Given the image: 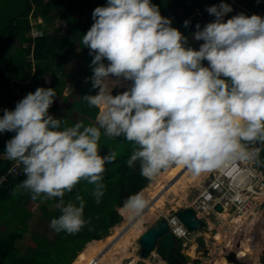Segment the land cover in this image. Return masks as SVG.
<instances>
[{"label":"clouds","instance_id":"9594fccd","mask_svg":"<svg viewBox=\"0 0 264 264\" xmlns=\"http://www.w3.org/2000/svg\"><path fill=\"white\" fill-rule=\"evenodd\" d=\"M234 4L241 6L231 0L206 9L215 20L203 28L196 24L192 39L203 41L199 50L152 0H107L96 7L81 41L94 56L88 79L98 92L82 99L97 109L95 124L68 126L50 115L57 97L51 87L28 93L14 110L3 109L0 133H15L3 155L22 165L25 177L10 194L58 198L61 215L49 227L80 232L91 223L85 219V201L79 194L68 202L64 197L82 181L93 186L97 204L105 195L106 166L118 154H101L102 130L108 138L132 144L126 164L138 165L149 181L173 166L197 177L237 161L264 166V16L239 13L225 21ZM190 23L186 20L184 27ZM123 82L131 84L113 95ZM148 206L140 192L123 208L140 215Z\"/></svg>","mask_w":264,"mask_h":264},{"label":"trees","instance_id":"16d2710c","mask_svg":"<svg viewBox=\"0 0 264 264\" xmlns=\"http://www.w3.org/2000/svg\"><path fill=\"white\" fill-rule=\"evenodd\" d=\"M237 1L241 6H250L253 0ZM221 2L230 4L231 0H152L153 4L159 6L163 16L172 19V26L189 37L188 45L196 50H199L203 43L192 39L196 24L199 23L203 28L207 23L213 22L215 17L206 9ZM106 5L107 0H83V3L77 6L79 11H76L72 0H0V112L3 109L14 110L18 101L27 93L35 92L37 88L51 87L56 89L57 97L49 109L50 115L57 118L52 111L64 110L73 125L76 122H83L86 126L95 124L97 109L89 108L87 102L82 99L85 95H95L98 92V89L92 88L91 80L88 79L93 75L90 64L94 56L89 54L90 49L81 41L94 23V9ZM199 8L203 11L202 14L198 12ZM58 18L63 20L71 33L65 35L61 27H56L44 30L41 35H31L34 23L46 29ZM186 20L191 22L187 28L184 27ZM18 40L22 43L15 46ZM105 63L108 62L105 60ZM203 64L208 66L207 61ZM125 90L127 88L118 93ZM59 101L62 105H59ZM14 135V132L0 133V136L5 137L0 142L1 153L5 152L7 141ZM99 144L102 155L107 154L109 150L118 154L117 160L106 166L103 180L106 190L101 202H95L91 195L93 186L83 181L72 193H68V197H64L65 202H68L73 200L75 195H81L85 201V219L90 218L91 223L86 224L80 232L71 234L72 239L68 242L61 241L55 248H49L44 242L45 247H42L44 239L35 238L42 236L30 231L32 211L23 210L19 212L23 223L25 222L23 227L15 231L9 229L0 239V264H71L88 243L103 239L109 235L111 228L122 221L123 216L119 208L123 207L130 196L142 192L152 180L149 181L140 174L138 165L134 169L127 166L126 161L131 154L132 144L124 141L123 137L108 138L102 130ZM260 158L264 160V149L261 150ZM12 163L13 161L0 157V177ZM24 178L10 176L0 186V200L11 197L13 185L20 183ZM53 201L55 204L59 202L58 198ZM48 207L43 204L39 212H49V215H53L49 216L51 220L61 215L58 208L52 211ZM21 241L26 244L23 249L18 245ZM71 246L75 247L71 257L62 260L59 254ZM181 251L182 243L178 242L175 263L187 264L188 258ZM159 253L167 259L163 247L159 249Z\"/></svg>","mask_w":264,"mask_h":264},{"label":"built area","instance_id":"2783aa9c","mask_svg":"<svg viewBox=\"0 0 264 264\" xmlns=\"http://www.w3.org/2000/svg\"><path fill=\"white\" fill-rule=\"evenodd\" d=\"M33 35H36L35 30ZM10 176L24 177L23 166L13 161L7 172L0 177V186ZM198 185L200 187L198 186L199 188L191 193V199L185 206L174 209L169 215L160 216V219H167L174 235L183 240L182 245L191 231L177 213L187 208L195 210L199 218L206 222L207 229L212 228L210 221L212 217L221 216L225 211L230 214L229 216H237L242 221L255 220L256 217H260V214H264V167L254 162L237 161L226 168L206 173ZM153 200L154 198L150 199L149 204L153 203ZM219 205L222 211L217 210ZM226 250L229 249H225L224 252ZM240 259L243 261L242 258Z\"/></svg>","mask_w":264,"mask_h":264},{"label":"rangeland","instance_id":"374dc122","mask_svg":"<svg viewBox=\"0 0 264 264\" xmlns=\"http://www.w3.org/2000/svg\"><path fill=\"white\" fill-rule=\"evenodd\" d=\"M72 3L74 4V7L77 8L76 11H79L77 6L82 4L83 0H72ZM232 8H233V11L228 13L225 16V21L227 19H230L231 17L239 14V13H244V14L249 15V16H251L253 14L264 16V0H259V2H257V0H253L252 4L250 6L248 5V6H239L238 7L236 4H234L232 6ZM198 12H200V9H198ZM200 13L202 14L203 11L201 10ZM60 20H62V19L61 18L56 19L55 23L52 22L50 24V26H47L46 29L40 28L35 23V24H33L35 27L31 30L30 33H31V35H33L34 30H35L37 35H41V33H43L44 30L53 29L55 26H61V28H63V22L60 21ZM21 43H22L21 40H18L15 43V46H19V45H21ZM47 79H49V76H47ZM121 89H124V88H117L116 91L114 92V90H115V88H114L113 95H114V93L117 94ZM59 105H62L60 103V101H59ZM3 114H4L3 111L0 112L1 116H3ZM65 114H66L65 111L64 112H60L59 113V117L60 116L63 117V116H65ZM76 114H77V112H76ZM59 117H57V118H59ZM65 118H67V116ZM0 139L4 140L5 137L4 136H0ZM1 140H0V142H1ZM203 175L204 174H202L201 177H203ZM152 181H153V179H152ZM152 181L149 183V185L152 183ZM148 186L146 188H148ZM198 186L200 187V185H196V186H190L189 188L186 189L187 192H185V193H187V197H186V202L187 203L191 199V196H190L191 193L194 190H197L199 188ZM68 196H69V194L65 195V197H68ZM149 199H152V198H149ZM168 200H171V197H168ZM172 205L174 206V203L173 204H168V209H167L168 212L165 213V214L169 215L171 212L174 211V209L180 208V207L174 208ZM122 209H123V207L119 208V212L123 216L122 221L120 223L116 224L113 228L110 229L109 235H107L106 238H109L110 236H112L116 232H118L116 235H120V236L125 235L127 233V231L125 229L127 227H131L129 224L124 223L126 221V219L124 217V212L122 211ZM145 211H146V209L144 210V212ZM144 212L142 214H144ZM142 214H140V215H142ZM162 214H163V212H161L160 214L156 213L154 216H151L150 218H147V220L145 218L146 221L144 222V227H146V229H147L150 226H152L153 224H155L160 219V216ZM50 215H52V214H50ZM229 215L230 214L227 211H225V213L221 214V216L219 215L216 218L212 217V219L210 220L212 222V228L211 229L208 228L205 231H196V232H191L189 234L188 239H186V241L184 242V245H182V251H181L182 254L188 258L187 259V261H188L187 264H219L218 262H216V260H217V258H219L218 261H220V256H224L227 259V256L225 255L226 252H224V251H225L226 244L228 242L220 243L215 238V235L221 230H223L225 232L231 231V235H233L232 234L233 233V228L230 227L229 225H227V223H225V219H224V221H222L221 218H220V217L229 216ZM236 226L237 225H235V227ZM238 227H239L240 230H243V229L246 228L245 225H240V224H238ZM48 229H49L48 230L49 232L47 230H45L44 228L41 229L40 227H37V226H35L33 228V225H32V227L30 229V231L31 232L33 231L35 235L42 236V237H35V238H39V239H44L43 243L41 244V245H43L42 247H45V243H46L47 245H49L48 246L49 248L50 247L51 248H55L57 246V244L60 243L61 241L62 242H68V241H70L72 239V235H70V234H67L65 232L57 233L51 228H48ZM247 230L248 229H246L244 231H239L238 233L234 234V236L237 235L236 237H238V236L240 237L241 234L248 233ZM236 231H237V229H236ZM27 234L29 236V233H27ZM26 237H27V235H26ZM111 242L114 243L113 239L111 240ZM178 242L182 243V241H180V240ZM72 243L73 242H70V244H72ZM18 245L21 246L22 249L25 248V246H26L25 241L19 242ZM89 245L90 244L88 243L87 246H89ZM157 245H158V251H159V249L161 250L162 247H160L159 244H157ZM192 245L196 246V253H193L194 254L193 257L190 255L191 246ZM254 245H256V244L251 241V243L249 245V250H250V254H251L252 257L244 259L242 261L243 263H246V264H248V263H257L256 260L258 259V256H259V253L257 254V248H259V245L258 244L256 246H254ZM134 248H136V253H137V256L139 257V261L137 262V264H147L145 262V259L143 260L140 257L139 250H140L141 246L139 245V243L137 241H135V243H134L133 249ZM73 249H75V247L71 246L67 250H65L63 253L59 254V256L61 257L62 260H66L69 257H71V253L73 252ZM235 249H237V245H236ZM226 251H235L236 252V250H232V249H229V250H226ZM82 252H83V250H82ZM154 255H157L158 258H155L153 256H151L150 258L148 257L149 261H151L152 264L153 263L154 264H159L161 260H162V262H161L162 264H167L166 260H164L162 258V256H159L160 254L158 255L157 252H155ZM78 256H79V254H77L76 258ZM111 256L119 261L118 253L116 251H111V252L107 253V257H111ZM76 258H75V260H76ZM75 260H74V262H75ZM130 260L131 259H129L128 261L127 260H125V261H127V263H128ZM134 260H135V258L133 259V261ZM125 261H124V263H125ZM82 264H87V263L83 262Z\"/></svg>","mask_w":264,"mask_h":264},{"label":"bare ground","instance_id":"6f19581e","mask_svg":"<svg viewBox=\"0 0 264 264\" xmlns=\"http://www.w3.org/2000/svg\"><path fill=\"white\" fill-rule=\"evenodd\" d=\"M154 179V185L142 191L148 201L149 198H154V202L149 204L144 214L134 217V214L124 208L122 209L126 219L125 222L131 226L125 229L127 233L120 236L116 235L118 233L116 232L109 238L104 237L101 240L92 241L71 264H82L83 262L87 264H123L125 260H133L134 258L132 264H137L139 257L136 248L133 249V247L135 241L140 238L146 229L144 222L156 213H167L168 204L174 203V206L172 205L174 208L184 206L187 197L186 189L193 186L197 181L200 182L201 176L192 175L184 166H173L166 173L159 174ZM168 197H171V200H168ZM112 239L114 243L111 242ZM195 250L196 246L192 245L190 252L192 256H194L193 252ZM111 251L118 253L119 261L112 256L107 257V253ZM152 256L158 258L157 255L153 254ZM145 262L152 264L149 259H145ZM161 262L162 260L159 264H162Z\"/></svg>","mask_w":264,"mask_h":264},{"label":"crops","instance_id":"0c3cea01","mask_svg":"<svg viewBox=\"0 0 264 264\" xmlns=\"http://www.w3.org/2000/svg\"><path fill=\"white\" fill-rule=\"evenodd\" d=\"M200 12H201V10H200ZM60 21L63 22V20H60ZM56 27H61V26H55L54 28H56ZM62 30H63V34H65V35L68 33H71L67 30V27L65 26L64 22H63ZM47 81L49 83V79H47ZM130 84H131V82H124L123 86L116 87L114 92L116 91L117 88H128L130 86ZM61 112H64V111H61ZM52 113H55L56 116L59 117L60 112H55V111L53 112L52 111ZM0 117H2V116L0 115ZM65 117H66V114H65V116H63L61 118H65ZM65 120H66V123L68 126H73V122L68 117H67V119L65 118ZM2 141L3 140H1V142ZM3 153L4 152H2V153L0 152V157L4 158ZM261 167H263V166H261ZM164 172L166 173L167 170L161 172L160 174H162ZM200 176H202V175H200ZM154 183H155V179L153 178V183L151 186H148V188H151L154 185ZM18 184H20V183L14 184L13 189ZM198 184H199V182L197 181L196 183L193 184V186H196ZM186 192H187V190H186ZM43 204H46L47 206H49L48 207L49 210H52V211L57 208V204L54 203L53 199L52 200H45L41 197V198H38L36 200H33L31 198L30 193H25L23 191L18 193L15 197L11 196L9 198H5V199L0 200V239L3 236V234L6 231H8L9 229L15 231L19 227H23L24 223L22 221V216L19 214V212H22L23 210L32 211L33 215H32L31 219H32L33 228L35 226H37V227H40L41 229L44 228L45 230L48 231L49 230L48 228H50L49 225H50V221H51V219H50L51 216L49 215V212L44 213V214L39 212V210ZM185 204H184V206H185ZM222 213H225V212H222ZM262 214H260V217H256L255 220L254 219L253 220L252 219L251 220L246 219L244 221H242L237 216L220 217L222 221H224V219H225V223H227V225H229L230 227L233 228V233H232L233 235H231V231L225 232V231L221 230L215 235V238L220 243L228 242L226 244L225 249L236 250V252L240 256L239 258H242L243 260L247 259L249 257H252L250 254V250H249V245H250L251 241L254 242L256 245L258 244L259 248H257V254L259 253V256H258V259L256 261H257V264H264V214L263 215ZM162 215H167V214H162ZM128 216H130V215H128ZM124 223H126V222H124ZM126 224H128V223H126ZM238 224L245 225L246 228L243 230H240L238 227ZM235 225H237V226L235 227ZM236 229H237V231H236ZM246 229H248L247 230L248 233H243V234H241L240 237L239 236L236 237L237 235L234 236V234L238 233L239 231H244ZM93 241H97V240H93ZM236 245H237V249H235ZM256 245H254V246H256ZM81 252H79L78 254H80ZM193 253H196V250ZM218 259L219 258H217L216 262H218L219 264H231L224 256H220V261H218ZM248 264H251V263H248Z\"/></svg>","mask_w":264,"mask_h":264},{"label":"water","instance_id":"95a60500","mask_svg":"<svg viewBox=\"0 0 264 264\" xmlns=\"http://www.w3.org/2000/svg\"><path fill=\"white\" fill-rule=\"evenodd\" d=\"M217 210L222 211V207L219 205ZM177 216L187 226L189 231L207 230L206 222L199 218L194 209L187 208L177 213ZM141 255L144 258H148L153 251L156 250L157 244L161 245L167 253L168 264L175 263L176 251H177V239L170 231V225L166 218H162L149 228L145 229L140 237ZM228 261L232 264H245L237 255L235 251H226Z\"/></svg>","mask_w":264,"mask_h":264},{"label":"flooded vegetation","instance_id":"af4514ba","mask_svg":"<svg viewBox=\"0 0 264 264\" xmlns=\"http://www.w3.org/2000/svg\"><path fill=\"white\" fill-rule=\"evenodd\" d=\"M129 225H130V224H129ZM144 231H145V230H144ZM144 231H143V232H144ZM157 246H158V245H157ZM157 253H158V255L160 254L158 250H157ZM159 256H162V255L160 254ZM162 258H164V257L162 256ZM128 260H129V259H128ZM132 261H133V260H130V261H129L128 263H126V264H132ZM177 264H180V262H177Z\"/></svg>","mask_w":264,"mask_h":264}]
</instances>
